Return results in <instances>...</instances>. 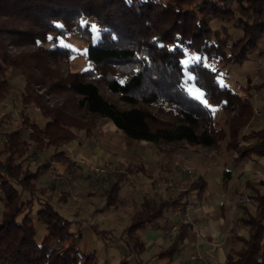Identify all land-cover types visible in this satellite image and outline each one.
Returning <instances> with one entry per match:
<instances>
[{"label":"trees","instance_id":"trees-1","mask_svg":"<svg viewBox=\"0 0 264 264\" xmlns=\"http://www.w3.org/2000/svg\"><path fill=\"white\" fill-rule=\"evenodd\" d=\"M14 16L21 25H4L3 18ZM212 19L219 22L217 29ZM72 23L88 38L84 54L90 64L63 73L60 62L77 51L57 37ZM228 24L240 30L235 38ZM3 33L15 44L34 47L12 52ZM263 38L264 0H0V101L10 87L6 70H17L24 79L22 110L28 109L16 127L4 132L0 147V264H98L95 251L81 249V231L71 228L78 220L55 207L47 186L37 181L51 161L70 167L65 145L79 131L91 136L100 118H108L127 137L170 145L161 150L166 153L186 145L219 151L224 143L236 161L264 156V126L241 131L253 117L250 87L236 91L220 67L250 59ZM50 92H69L78 113L63 101L50 102ZM32 109L43 118L41 124ZM217 110L224 115L221 120L214 116ZM50 146L53 151L34 169L23 165L24 158ZM138 171L146 170L129 161L108 174L102 207L122 206L119 188ZM230 175L223 170L225 178ZM245 185L253 210L241 205L240 221L248 235L236 236L241 244L226 253L224 264H264V191L249 181ZM205 187L198 175L174 195L156 201L144 196L116 235L95 221L91 229L127 245L117 264H130V254L141 263L145 242L139 229L158 222L170 207L184 208L191 191L201 199ZM35 221L46 227L40 239ZM190 226L181 222L170 244L151 256L171 257ZM190 264L203 263L195 258Z\"/></svg>","mask_w":264,"mask_h":264},{"label":"rangeland","instance_id":"rangeland-1","mask_svg":"<svg viewBox=\"0 0 264 264\" xmlns=\"http://www.w3.org/2000/svg\"><path fill=\"white\" fill-rule=\"evenodd\" d=\"M3 20L4 25L7 23L21 25L22 23V20L16 18V16L11 17L10 19L3 18ZM81 20H86V17L82 16ZM91 24L94 31L99 30L93 21H91ZM210 24H212L215 29H217L219 26V22L213 19L210 20ZM70 26V31H68L65 35L57 37L58 43L73 48L77 51L69 60L63 59L60 62V69L63 73H66L68 70L74 71L84 69L90 64L84 54V49L88 41L87 36H85L79 27H76L73 23ZM228 26L229 32L233 34V37L235 38L240 33V30L235 29L231 24H228ZM2 36L4 37V44L12 52H17L18 50H27L34 47V45L31 43L26 44L21 42L15 44L13 37L7 33H3ZM220 67L222 70L221 73L227 72L229 74L227 80L233 89L240 91L243 85L250 87L248 92L251 95L253 108L258 110L257 113L253 112V117H251L250 122L245 127H243L241 131L246 132L248 129H256L264 126V85H261V81L264 80V38L261 40L258 51H255L251 58L244 61L241 65L221 64ZM5 75L10 82V87L5 97L0 101V147L4 141V132L18 125L21 112H28L27 108L22 110V104L20 101V92L22 91L24 84L22 75L17 70L10 69L6 70ZM101 89L106 95H111L103 85L101 86ZM192 92H194V89H192ZM70 96L71 95L69 92H63L61 94L50 92L46 95V98L50 102L63 101L66 109L77 114L78 111L70 101ZM32 112L30 113L31 116L33 115ZM214 116L216 119L221 120L224 115L219 110H217L215 111ZM39 123L41 124L42 122ZM75 139L78 141V146L74 147L73 150H77L79 148L82 150L111 151L112 159L109 160V162L102 161L99 164L103 168H121L131 159L138 161V155L148 150L171 149V146L167 144L155 146L150 141L127 137L106 117L100 118L98 120L91 136H85L83 132L79 131L77 138ZM190 150L195 151L190 152ZM52 151L53 147L50 146L41 152L30 154V156L23 159V165H27L31 169H34L35 166L38 163L43 162ZM85 155H87V152ZM151 155L152 157L146 155L147 158L143 160V163H145L146 167L151 171L149 178L143 179V181H141L139 178L132 176L131 179L124 181L119 188L120 195L126 197V199L129 201L126 209H121L125 208L123 207L125 205H123L120 207H114L115 209L112 208V210L110 209L105 211L106 213L101 216L99 225L108 227L112 223L113 231L118 234L123 225L127 222L128 216L131 214V212H133V210L137 207L138 202L144 196H150L155 201L161 197L171 196L176 194L190 180L195 178L197 174L207 171L209 172L208 178L210 177L209 180L212 182L211 186L213 188L216 186L217 193L221 194L220 199L222 200V206L226 205V207L222 209L220 208V211H223L226 217L223 219L224 222H222L220 229L223 233L227 234V238L221 242V245L230 249L229 246H231L232 239L230 240L229 237L232 236L231 234H235L236 232L245 229V226L239 220V216L243 213L241 205H246L251 211L253 210V203L250 197L249 200L242 199L244 191L249 196L248 188L244 187V181L251 180V178H256V180L253 182L259 184V180L264 178V168H262L260 171H253L248 174L241 173L238 175H235V173L232 171V176L228 181L229 187L228 190H226L223 187V184L221 185L222 175H220V171L223 168V161L225 159L230 160L232 163V160L234 159H232L233 152L229 149H226L224 143L219 151L208 147H191L186 145L185 148H178L170 154H165L162 151H158L157 155L153 154L152 152ZM261 157L263 156H260V158ZM208 160H210L211 165L209 169L203 171L200 164H202L203 161ZM227 167L229 169L231 168L230 165H227ZM74 171L77 170L72 169L69 173L65 172L66 174H59V177L64 179V181L60 182L57 178L58 175H56L54 171H51V173L49 170H45L41 174L37 184L47 186V191L51 194V201L57 208L61 206V202L63 201V198L61 197L62 191L65 192L64 195L66 198L69 194V203L80 204L81 208L77 209L76 211L74 210V214H70L65 210L64 211L67 214L65 212L63 213L70 218L74 215L79 217L81 228L85 229V231H88V225L93 220H95L94 213L97 212V206H100L103 202L102 193L104 189L107 188L108 184V181H106L107 172H104L106 174L103 173L102 176H98L93 171L95 176L94 181L93 178L90 179L86 174H79L78 176L71 177L70 175H73ZM51 174L53 176H51ZM133 174L134 173H132V175ZM150 177L152 178L151 184ZM52 183H54V188H51ZM260 187L264 190L263 184H261ZM208 189L213 193V189L207 188V191ZM217 193H213V195ZM212 196L209 197L208 194L206 195V199L200 202L193 194L192 196L190 195L188 197L186 209H184L185 211H182V209L177 210L175 207H170L171 220L175 214L179 216V218L184 216L187 217L188 220L193 218V221H195L194 218L198 219L197 215L201 211L204 204L206 205L209 203L210 206L212 205V207H215L214 200L210 202ZM206 200H209V202L204 203ZM1 207L2 203H0V210ZM212 209L213 208L206 210V213L208 214V212ZM123 211H125V213H122ZM111 215L114 217H111L110 219ZM98 216L99 215H97V217ZM177 222L178 220L172 221L170 224H166V228H163V236L165 238H169L170 240L172 239L173 233H171V226ZM37 239H40L39 235ZM119 252L120 251L116 249L107 251L104 257L105 259L101 260L100 264H117ZM144 255L148 254L145 253ZM196 259H199L203 264H206L205 262L207 259L204 255H202V253L201 256L197 257ZM190 260L192 259L190 258ZM153 264H160L159 259H154Z\"/></svg>","mask_w":264,"mask_h":264},{"label":"crops","instance_id":"crops-1","mask_svg":"<svg viewBox=\"0 0 264 264\" xmlns=\"http://www.w3.org/2000/svg\"><path fill=\"white\" fill-rule=\"evenodd\" d=\"M32 113H33L32 116L38 122H42L43 118L41 117V115L38 112L33 111ZM76 140L77 139H74L71 142L67 143L65 145L66 147L64 150L65 154L70 158V160H72L73 164L70 167H66L65 163H61L60 161H51L49 168L47 170H49V172L54 171L56 173V175L59 176V174L61 175L65 172L69 173L72 169H76L77 171H74L73 172L74 174L70 175L71 177L78 176L79 174H86L90 179L93 178V180L95 181V176L93 174L94 170L92 167H98V166L101 167V165H99V164L102 161L109 162V160L112 159L111 151H109V150H82L79 148L77 150H73L74 147L78 146L77 145L78 141H76ZM158 151H161V150H148L146 152H142L140 155H138V158H139L138 161L131 159L130 160L131 162L142 165L146 171H145V173L138 171V172L134 173L133 175L129 174L128 179H131L132 176L139 178L141 181H143V179L149 178V176L151 175V171L146 167V164L143 163V160L147 158L146 155L152 157L151 152L153 154L157 155ZM174 151L175 150H173L172 152H174ZM192 151H195V150H190V152H192ZM86 152H87V155H85ZM162 152H164V151H162ZM172 152H170V153H172ZM164 153L170 154V153H166V152H164ZM233 157H234V155H232V159H233ZM232 161H233V163L230 160L225 159L223 161V168L220 171V175H222L221 185L223 184V187L226 190H228V187H229L228 181L232 176V171L235 173V175H238L241 173L242 174H248V173H251L253 171H260L262 168H264V156L260 158V156L252 155V156H250L246 159H243V160H239V161L232 160ZM200 165L202 167V170L204 171V170L209 169L211 162H210V160L203 161V163ZM227 165H230L231 170L227 167ZM104 169H108V170L113 169V171H112V174H113L115 167L104 168ZM224 169L230 170V173H231L230 177L225 178L223 176V170ZM77 172H78V174H77ZM208 173L209 172L205 171V172H202V173H199L196 175V176L201 175L205 179V182H206V187H205V191L203 193L202 198L201 199L197 198L194 191H191L190 194L188 195V197L190 195L192 196V194H193L196 197V199L201 202V201L206 199V195L209 194V197H210L213 195V193H217L216 186H214V188L211 186L212 182H210V180H209L210 177L208 178ZM104 174H106V173H104ZM108 174L111 175V173L107 172V175ZM51 176H53V175L51 174ZM58 176H57V178H58ZM58 179L60 182L64 181V179H62L61 177H59ZM251 180H245L244 181V187L245 188H248L245 185V182L249 181L253 185L258 186L262 191H264L260 187L261 184L264 185V178H261L259 180L260 181L259 184H256L253 182L254 180H256V178H251ZM151 183H152V178L150 177V184ZM184 187H182V188H184ZM207 188L213 189V193L209 189L207 191ZM242 191H244V190H242ZM248 191L250 194L249 188H248ZM244 193H246V192L244 191ZM119 195H120V192H119ZM220 195H221L220 193L214 194L212 196L211 200L208 197L210 202H212V200H214L215 207H212V205L210 206L208 203L209 200H206V202H204V203H208V204H206V205L204 204L202 206L201 211L197 215L198 219L194 218L195 221H193V218L191 220H189V222L191 223V226H190L188 232L186 234H184L181 237V239L179 240L178 245H177V249L172 254L171 257L159 258V257H152L151 255L153 253L158 252L159 250L167 247V245L170 244V242L173 239V237L170 240L169 238H165L163 236V232H164L163 228H166V226H167L166 224H170L172 221H177V220L179 221L181 218H179V216L174 214V216L172 217V220H171L170 208H168L164 212L162 218L159 219L158 222H156L154 224H145L141 229H139L140 236H141L142 240L145 242V250L142 252V254L140 256L142 262L138 263L135 256L133 254H130L128 257L129 263L130 264H153L154 259H159L160 264H190L195 259V258H191L192 255L194 256L197 253H199V255L201 256V253H202V255H204L207 259V261L205 262L206 264H218V263L224 264L226 253L232 252L233 248L235 249V248L239 247L241 244V242L236 238V236L240 235L243 237H247L248 232H247V229L245 227V229L238 231L235 234L232 233L231 234L232 236L229 237L230 240L232 239L231 246H229L230 249L228 247L225 248L221 245L222 244L221 242H223V240L227 238V234L223 233L222 230L220 229L222 222H224L223 219L226 218L223 211H220V208L222 209V208L226 207V205L222 206L223 204H222V200L220 199ZM188 197H187V199H188ZM69 198H70V196L68 194L67 198L66 197L64 198V200L61 202V206H59L58 208H59V210H62V212L67 211L70 214H74L73 211L74 210L76 211L77 209L81 208V206H80V204L69 203V201H68ZM124 198H125V203L123 205H125V206H123V205L122 206L125 208H121V209H126V206L128 205V202H129L126 199V197H124ZM131 201H133V200H131ZM140 201L138 202L137 207L133 210V212L138 208ZM0 203H2V202H0ZM102 204H103V202H102ZM102 204L100 206H97V208H98L97 212L94 213V217H95L94 219L95 220H93V221L97 222L98 225H99L101 216H103L106 213L105 211L110 210V209L112 210V208H114V207H102ZM118 207H120V206H118ZM70 208L73 210H71ZM211 208H213V209L211 211H209L207 214L206 210H210ZM121 209H119V210H121ZM242 211H243V213L239 216V220L245 214L243 209H242ZM133 212H131V214ZM122 213H125V211H123ZM97 215H99V216L97 217ZM129 216H128V218H129ZM111 217L113 218L114 216L111 215L110 219H111ZM71 218L78 220L76 223L72 224L71 228L73 230L79 229L81 231V238H80V243H79L81 249L83 251H86V252L87 251H95L96 256L98 258V264H100L101 260L105 259L104 257L106 255L107 251H111L112 249H114V250L116 249V250L120 251L118 257H120L122 254L127 252V245L121 239L103 238L99 233H95L91 229V226H90V224L93 221L88 225V231H85V229L81 228L79 217L74 215ZM127 221H128V219H127ZM99 226L101 228H105L107 230H110V232H111L110 235H116L117 234L112 229V223L108 227L107 226L104 227L102 225H99ZM35 228H36V231H37L40 238L46 232L45 224L41 223L39 221H35ZM198 230H199V232H198ZM145 253H147L148 255H144ZM190 258L192 260H190Z\"/></svg>","mask_w":264,"mask_h":264},{"label":"built area","instance_id":"built-area-1","mask_svg":"<svg viewBox=\"0 0 264 264\" xmlns=\"http://www.w3.org/2000/svg\"><path fill=\"white\" fill-rule=\"evenodd\" d=\"M253 112L254 113H257L258 112V110H256L255 108H253ZM28 130H31V128H28ZM93 168V170L95 171V173L98 175V176H102V174L104 173V172H108V173H111L112 174V171H113V169H104V168H102V167H92ZM242 199H244V200H249V196L246 194V193H244V195L242 196ZM187 205V204H186ZM186 205L184 206V208H182V206L181 205H178V206H176L175 208L177 209V210H180V209H182V211L184 210V209H186ZM185 211V210H184ZM186 215V214H185ZM185 221H189L188 220V218L187 217H183V218H181L176 224H174V225H172L171 226V233H173V235L175 234V232L177 231V229H178V226H179V224L181 223V222H185ZM197 257H200V255H199V253H197L196 255H192L191 256V258H197Z\"/></svg>","mask_w":264,"mask_h":264}]
</instances>
